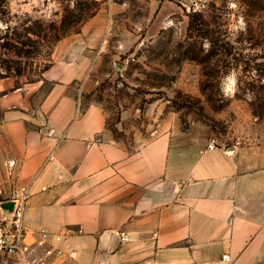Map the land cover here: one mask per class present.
Masks as SVG:
<instances>
[{
    "label": "crops",
    "instance_id": "0c3cea01",
    "mask_svg": "<svg viewBox=\"0 0 264 264\" xmlns=\"http://www.w3.org/2000/svg\"><path fill=\"white\" fill-rule=\"evenodd\" d=\"M91 62L87 48L56 60L37 103L0 96V198L29 188L27 240L45 232L63 250L50 264H264V145L208 150L166 132L129 149L84 102Z\"/></svg>",
    "mask_w": 264,
    "mask_h": 264
},
{
    "label": "rangeland",
    "instance_id": "374dc122",
    "mask_svg": "<svg viewBox=\"0 0 264 264\" xmlns=\"http://www.w3.org/2000/svg\"><path fill=\"white\" fill-rule=\"evenodd\" d=\"M86 48L84 102L129 149L166 132L264 145V0H0V96L39 102Z\"/></svg>",
    "mask_w": 264,
    "mask_h": 264
},
{
    "label": "built area",
    "instance_id": "2783aa9c",
    "mask_svg": "<svg viewBox=\"0 0 264 264\" xmlns=\"http://www.w3.org/2000/svg\"><path fill=\"white\" fill-rule=\"evenodd\" d=\"M219 145L215 139L207 144L208 150ZM14 167L15 160L9 161ZM12 177V169L9 174ZM30 192L27 186H17L12 189L8 200L0 198V256L19 257L28 264H50L63 254V250L47 244L46 233L42 232L34 242L27 240L28 231L25 226V209ZM11 203V207L5 205ZM122 240L126 239L121 232ZM223 264H231V256H222Z\"/></svg>",
    "mask_w": 264,
    "mask_h": 264
},
{
    "label": "water",
    "instance_id": "95a60500",
    "mask_svg": "<svg viewBox=\"0 0 264 264\" xmlns=\"http://www.w3.org/2000/svg\"><path fill=\"white\" fill-rule=\"evenodd\" d=\"M11 205H12L11 203H8V204H6L5 206H6V207H11Z\"/></svg>",
    "mask_w": 264,
    "mask_h": 264
}]
</instances>
